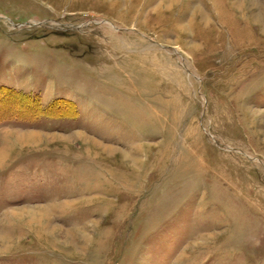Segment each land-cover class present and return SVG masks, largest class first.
I'll return each mask as SVG.
<instances>
[{
  "label": "rangeland",
  "instance_id": "rangeland-1",
  "mask_svg": "<svg viewBox=\"0 0 264 264\" xmlns=\"http://www.w3.org/2000/svg\"><path fill=\"white\" fill-rule=\"evenodd\" d=\"M172 1L0 0V264H264V0Z\"/></svg>",
  "mask_w": 264,
  "mask_h": 264
},
{
  "label": "bare ground",
  "instance_id": "bare-ground-1",
  "mask_svg": "<svg viewBox=\"0 0 264 264\" xmlns=\"http://www.w3.org/2000/svg\"><path fill=\"white\" fill-rule=\"evenodd\" d=\"M173 3L174 2H176V0H173L172 1ZM167 6V8H168V10L169 9H171V7L170 6H168V5H166ZM161 7H163L162 9H164V3L161 5V6H156L155 8H154V10H159V9H161ZM153 10V11H154ZM167 10V9H166ZM197 11V13H198V15H196L197 17H199V15H201V13H203L199 8L196 10ZM196 13V14H197ZM196 16H195V18H196ZM204 22H206V21H204ZM207 23H209L208 21H207ZM231 26H234V25H231ZM180 29H182V30H185L186 29V27L185 26H182ZM34 137V136H33ZM25 137H24V135L22 136V135H20V134H18V135H16V138H15V141H19V140H23ZM34 139V138H33ZM36 140V139H35ZM3 157H5V153L4 152H0V162L3 160Z\"/></svg>",
  "mask_w": 264,
  "mask_h": 264
}]
</instances>
